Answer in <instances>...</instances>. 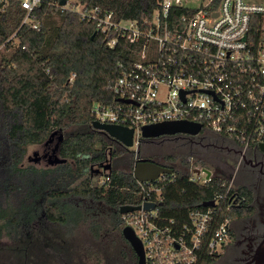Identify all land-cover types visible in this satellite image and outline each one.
<instances>
[{"label": "trees", "instance_id": "trees-1", "mask_svg": "<svg viewBox=\"0 0 264 264\" xmlns=\"http://www.w3.org/2000/svg\"><path fill=\"white\" fill-rule=\"evenodd\" d=\"M78 1L89 9L111 12L115 21L140 23L151 19L160 6V0ZM220 1L215 0L213 7H218ZM60 3L61 0H43L35 10L39 30L22 26L26 11L18 0H8L4 11H0V48L17 32L21 43L17 49L7 52L9 45L0 51V240L19 239L39 220L63 227L78 224L91 208L80 207L73 203L74 199L89 200L113 210L112 224L122 232L120 208L143 203L142 186L132 171L122 174L111 170L110 182L103 186L96 184L101 175L91 173L92 167L103 164L112 146L93 130L92 109L96 104L116 103L111 87L138 61L137 48L123 37L118 38L114 48H108L94 23L61 8ZM194 12V8L175 6L171 17ZM70 127H87L91 131L70 136L60 144L59 153L67 160L65 164L44 169L22 166L28 146L42 145L53 133H63ZM113 154L116 156V151ZM140 158L173 170V175H165L154 184L161 191L160 224L172 226L180 234L185 226H191L192 212L207 210L204 204L214 200L216 186L191 182L187 175L176 171L172 156H159L156 152L143 156L141 148ZM133 167L134 159L131 170ZM234 170L230 164L225 175H232ZM238 195L245 205L250 200L246 187L238 186ZM156 197L154 193L153 198ZM218 211V222L239 216L237 207ZM218 258L206 252L197 264H213Z\"/></svg>", "mask_w": 264, "mask_h": 264}, {"label": "built area", "instance_id": "built-area-1", "mask_svg": "<svg viewBox=\"0 0 264 264\" xmlns=\"http://www.w3.org/2000/svg\"><path fill=\"white\" fill-rule=\"evenodd\" d=\"M214 1L206 0L194 13L172 19V8L182 5L160 0L151 19L143 23L115 21L111 12L89 9L78 0L61 6L94 23L108 48H114L119 37L137 48L138 61L111 87L116 103L96 104L92 109L95 122L134 131L133 170L142 161L140 150L146 143L187 136L143 138V128L161 123L198 125L199 136L219 140L220 144L206 143V148L240 157L229 176L223 171L195 166L190 158L192 164L183 174L193 183L216 186L217 190L213 206L192 212L191 226H185L180 234L159 222L158 205L162 198L155 181H138L143 194L141 207L146 203L157 207L121 215L124 226L131 228L141 241L146 264H197L206 252L213 257L222 255L230 239V220L218 222L216 211H230L237 206L239 167L245 156L262 152L260 146L264 145V2L221 0L215 8ZM7 2L0 0L1 12ZM18 2L26 11L22 26L39 30L33 14L43 0ZM20 44L17 32L0 51L10 45L9 52ZM109 174L101 175L96 184L109 183Z\"/></svg>", "mask_w": 264, "mask_h": 264}, {"label": "rangeland", "instance_id": "rangeland-1", "mask_svg": "<svg viewBox=\"0 0 264 264\" xmlns=\"http://www.w3.org/2000/svg\"><path fill=\"white\" fill-rule=\"evenodd\" d=\"M167 1L195 9L199 8L206 0ZM244 1L249 4L264 2V0ZM90 131L87 127H70L62 135L65 140L70 136ZM60 135V133L55 135L53 144L49 146V154L56 146ZM45 148L44 145L28 146L22 166L38 169L47 168V161H42L40 164L29 162V158H34L36 153L42 156ZM115 149L118 159L126 158L131 161L133 159L132 152L136 151V146L129 147L127 150L119 147ZM189 151L196 159L192 163L195 166L207 164L205 168L208 170L215 169L218 172H226L234 160L226 152L216 149H201L200 145L182 139H171L161 143L158 141L150 142L142 147L143 156L156 152L159 156L174 157L173 162L170 159L166 160L172 162L176 171L182 174L186 173L187 168L192 164ZM56 156L62 159L59 153ZM160 161L163 162L161 159ZM130 166L122 162L115 168V171L129 174L133 171ZM239 172L238 186H242L249 179V175ZM100 180H104V178ZM73 203H78L82 208L90 204L89 200L82 201L80 199H74ZM90 208L88 213H85V219L78 224L70 223L68 227H63L47 220H39L29 230H26L19 239L4 238L0 240V264H131L129 245L123 238L122 232L116 230L111 221L114 211L105 205H94Z\"/></svg>", "mask_w": 264, "mask_h": 264}, {"label": "flooded vegetation", "instance_id": "flooded-vegetation-1", "mask_svg": "<svg viewBox=\"0 0 264 264\" xmlns=\"http://www.w3.org/2000/svg\"><path fill=\"white\" fill-rule=\"evenodd\" d=\"M96 132L100 133L107 141L111 142L112 146L108 148L106 152V159L103 164L91 168V173L93 175H103L105 172H110L111 170L115 171V168L122 162L131 165L132 159L131 161L126 158L118 159L119 157H116L113 154L116 151V149L114 151L115 146L116 148L119 147L123 150H127L125 146L108 137L101 131ZM199 135L201 134L199 133L196 136H181L176 139L186 140L189 143L198 144L200 146H203L204 144L206 145V143L220 144L218 138L216 137H202ZM54 137L55 136H53L50 141L42 144L47 148H45L43 155L40 156L36 153L34 154V158H29V162L32 163L34 160L39 158V162L33 163L40 164L42 161H47L48 163L46 167L58 166L50 165V162L55 160V155L59 153L61 144L58 138L56 146L52 149L51 154H49V146L50 144H53ZM171 139L174 138H166L163 140L155 139L153 142L155 143L158 141L161 143ZM216 150L219 149L216 148ZM220 151L224 152L222 150ZM226 154L234 159L232 165L236 167L239 163V156L232 153ZM239 171V173H247L249 175V179H247L242 186L249 190L250 200L246 205L241 201L238 202L236 207L238 208L239 216L230 221V239L220 258H218L213 264H264V153L258 152L256 154L245 156V160L240 165ZM94 205L95 203L90 202L88 206L83 208H90ZM129 255L131 256V264H138V258L130 245Z\"/></svg>", "mask_w": 264, "mask_h": 264}, {"label": "water", "instance_id": "water-1", "mask_svg": "<svg viewBox=\"0 0 264 264\" xmlns=\"http://www.w3.org/2000/svg\"><path fill=\"white\" fill-rule=\"evenodd\" d=\"M66 4V0H61L60 5L64 6ZM96 33L93 34L92 39H94ZM93 129L96 131H101L108 137L116 140L126 148L133 146V135L134 131L128 128L116 126V125H104L97 122H94L92 125ZM201 128L198 125H194L187 122H175V123H161L158 125L148 126L143 128L142 136L144 139H155L162 136H173L177 134H184L189 136H196L200 133ZM60 133L59 142L62 143L64 140V136L62 132ZM57 132L53 133L49 140L55 136ZM47 141V142H48ZM261 151L264 153V145L260 146ZM34 163L39 162V158L33 161ZM67 160L60 159L55 155V160L50 162L51 166L65 164ZM173 170L160 165L154 162L141 161L139 162L135 169L133 170L134 178L139 182H152L158 180L160 177L164 175H172ZM161 205V204H159ZM213 202H208L204 204V207H212ZM157 205L153 203H146L143 207L137 206H124L119 210L120 214H127L134 211H140L141 209L145 211H150L156 209ZM123 238L129 243L134 253L138 258V264H146L145 262V253L144 248L141 241L136 237L133 230L129 227H125L122 230Z\"/></svg>", "mask_w": 264, "mask_h": 264}]
</instances>
